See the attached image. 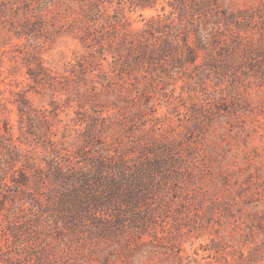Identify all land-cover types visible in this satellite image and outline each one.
Instances as JSON below:
<instances>
[{"label":"rangeland","instance_id":"374dc122","mask_svg":"<svg viewBox=\"0 0 264 264\" xmlns=\"http://www.w3.org/2000/svg\"><path fill=\"white\" fill-rule=\"evenodd\" d=\"M0 264H264V0H0Z\"/></svg>","mask_w":264,"mask_h":264}]
</instances>
